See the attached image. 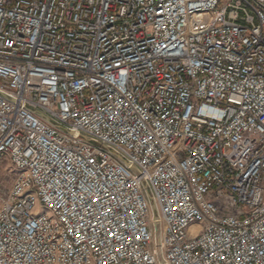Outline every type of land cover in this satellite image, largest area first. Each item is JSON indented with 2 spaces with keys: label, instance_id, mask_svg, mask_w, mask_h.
Segmentation results:
<instances>
[{
  "label": "built area",
  "instance_id": "obj_1",
  "mask_svg": "<svg viewBox=\"0 0 264 264\" xmlns=\"http://www.w3.org/2000/svg\"><path fill=\"white\" fill-rule=\"evenodd\" d=\"M0 264H264V0H0Z\"/></svg>",
  "mask_w": 264,
  "mask_h": 264
},
{
  "label": "rangeland",
  "instance_id": "obj_2",
  "mask_svg": "<svg viewBox=\"0 0 264 264\" xmlns=\"http://www.w3.org/2000/svg\"><path fill=\"white\" fill-rule=\"evenodd\" d=\"M15 177L16 173L10 165L0 167V208L14 185Z\"/></svg>",
  "mask_w": 264,
  "mask_h": 264
}]
</instances>
